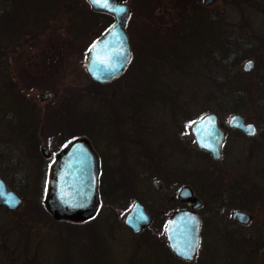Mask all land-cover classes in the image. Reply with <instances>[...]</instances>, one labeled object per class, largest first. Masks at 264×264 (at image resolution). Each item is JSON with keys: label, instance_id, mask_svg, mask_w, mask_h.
<instances>
[{"label": "rangeland", "instance_id": "374dc122", "mask_svg": "<svg viewBox=\"0 0 264 264\" xmlns=\"http://www.w3.org/2000/svg\"><path fill=\"white\" fill-rule=\"evenodd\" d=\"M125 1L134 56L121 76L99 83L84 59L110 15L87 0H0V48L9 49L13 25L19 43L31 40L17 51L15 94L7 51L0 55V113L14 105L16 119L0 132V176L23 197L15 210L0 207V258L13 264H199V256L170 254L163 227L181 205L190 158L205 162L190 126L208 111L225 124L233 113L255 123L259 144L238 143L233 156L248 161L255 152L245 170L256 192L264 189V0ZM234 39L244 41L237 56ZM75 135L101 157V205L91 220L57 221L42 203L48 159L40 145L53 152ZM135 199L154 215L138 233L123 220ZM208 239L222 244L216 234ZM219 251L201 264H264L260 248L249 260Z\"/></svg>", "mask_w": 264, "mask_h": 264}, {"label": "water", "instance_id": "95a60500", "mask_svg": "<svg viewBox=\"0 0 264 264\" xmlns=\"http://www.w3.org/2000/svg\"><path fill=\"white\" fill-rule=\"evenodd\" d=\"M92 10L104 12L113 17L111 24L90 45L84 60V67L90 78L97 82H108L122 73L131 58V49L126 31L130 6L125 0H87ZM214 0H203L209 4ZM252 60L243 68L249 70ZM230 126L250 134L255 126L243 120L241 114L230 118ZM194 139L200 148L207 149L213 157L219 156L223 131L217 124L214 112H208L195 120L191 126ZM44 156L50 151L45 145L40 148ZM98 156L89 139L78 136L68 140L53 155L48 165L43 203L46 210L56 219L84 221L94 215L99 206ZM177 197L181 201H194L193 209H179L172 213L165 226L169 247L177 256L191 258L199 244L200 217L195 210L199 200L188 185L180 187ZM22 197L0 176V205L16 209ZM237 219L246 222L248 215L234 212ZM125 225L133 232H139L152 220L151 213L135 200L124 215Z\"/></svg>", "mask_w": 264, "mask_h": 264}, {"label": "flooded vegetation", "instance_id": "af4514ba", "mask_svg": "<svg viewBox=\"0 0 264 264\" xmlns=\"http://www.w3.org/2000/svg\"><path fill=\"white\" fill-rule=\"evenodd\" d=\"M10 32L11 35L7 39L9 49L7 50L5 48H0V55L3 53L2 50L4 52L7 51V56L9 58L8 70L10 86L12 88L13 94H15L17 83L15 80L17 51L18 48L23 44H26L27 41L31 44V40L25 37V43H19L21 39L17 38L15 25L11 27ZM130 46L132 57L128 66L130 65L134 56L131 41ZM3 57L6 56L3 55ZM40 99L44 101L43 94ZM12 108H14V105L9 107L10 114L8 116L7 113H0V132L7 131L9 125L11 126L12 121L16 123L15 117L13 115V117H11ZM216 117L217 124L223 131L219 156L213 157L208 150L204 148H198L196 146L197 149L203 153L205 162L196 166L193 165L192 159L190 158L191 162L188 164L189 166H187L186 170L187 180L185 185L190 187L192 195L197 200H199V206L195 209L200 217L199 244L196 253L191 258L177 256L175 252L169 247L168 241L166 240L168 248L171 252L170 254H172L173 257L190 262L199 256V264H201L203 257L206 255H210L206 258V260H216L212 257L215 254L216 249L220 250L219 253L225 250L227 253V260H249L252 251L256 248H260L264 252V224L260 223L259 225H253V221L255 216L257 217L258 212L264 215V189L257 193L256 184L252 178L253 176L250 175L247 170H245L247 167L246 164L254 157L255 152H253L254 154L252 157H249L248 161L244 155L241 157L242 160H236L233 156L234 152L237 151L238 143H250L253 147L254 145L259 144L260 137L256 136L258 130L255 123L247 120L244 115H242L243 120L247 123H253L255 126L254 131L250 134L246 133L242 129L231 127L230 117L227 121V124L220 120L217 113ZM24 130L27 132L29 129L25 127ZM260 136L263 135L261 134ZM45 158L48 159L47 163H49L52 159V152H50V155ZM100 158L101 157L99 156V163H101ZM244 171L246 172L244 173ZM176 199L181 205L174 208L170 212L163 227L164 234L166 223L173 212L183 208L190 210L193 209L192 206L194 201H181L178 199L177 194ZM236 211H242L246 213L248 215V220L244 222L237 219L234 215V212ZM151 215V222L139 232L146 230L152 224L154 215L152 213ZM212 234H216L218 236V240H220L222 243L221 246L217 247L213 244H208V238ZM233 255H237L238 258L233 257ZM12 260H15V258H0V264H13Z\"/></svg>", "mask_w": 264, "mask_h": 264}, {"label": "trees", "instance_id": "16d2710c", "mask_svg": "<svg viewBox=\"0 0 264 264\" xmlns=\"http://www.w3.org/2000/svg\"><path fill=\"white\" fill-rule=\"evenodd\" d=\"M194 21H196L195 19H194ZM191 24H192V22H191ZM236 42H235V44H234V47H231V48H229V51L232 53V54H235L236 56L238 55V53H239V50H240V47H243L244 46V41L242 42L241 40L240 41H238V39L236 40V39H234ZM238 42V43H237ZM230 43H233L232 42V40H230L229 42H228V44H230ZM229 46V45H228ZM240 46V47H239ZM239 84V83H238ZM238 88H241V87H238ZM237 87H236V89H238ZM235 98V97H234ZM243 101L242 100H239V104H241ZM102 181V180H101ZM101 181H100V184H101ZM103 189V188H102ZM100 190H101V185H100ZM102 192H103V190H101Z\"/></svg>", "mask_w": 264, "mask_h": 264}]
</instances>
